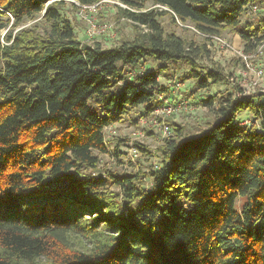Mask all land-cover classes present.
<instances>
[{
    "label": "trees",
    "instance_id": "obj_1",
    "mask_svg": "<svg viewBox=\"0 0 264 264\" xmlns=\"http://www.w3.org/2000/svg\"><path fill=\"white\" fill-rule=\"evenodd\" d=\"M65 1L0 0V264H264V91L235 86L195 137L174 125L148 189L138 176H91L103 130L138 108L148 117L169 92L140 67L184 65L199 90L229 85L205 42L165 33L145 3L206 41L238 36L248 54L264 18L241 22L264 0H121L117 18L145 33L108 49L76 39ZM246 112L251 126L237 122Z\"/></svg>",
    "mask_w": 264,
    "mask_h": 264
},
{
    "label": "rangeland",
    "instance_id": "obj_2",
    "mask_svg": "<svg viewBox=\"0 0 264 264\" xmlns=\"http://www.w3.org/2000/svg\"><path fill=\"white\" fill-rule=\"evenodd\" d=\"M106 1L107 3L102 5L98 14L95 15L94 22L98 25L110 26L111 31L92 40L86 38L87 24L79 19L75 3L71 0H66L61 5L60 12L73 24L78 41L86 45L97 43L102 48L108 49L119 45L123 41H131L135 35H143L145 33L144 28L140 27L134 30L132 23L117 18L118 9H124L121 0ZM156 8L158 7L146 2L145 7L141 11H157L158 14H162L158 18V22L165 33H175L183 39L196 43L205 42L210 61L222 69V73L229 79V85L210 86L208 89L199 90L196 88L195 82L188 78V69L184 65L168 68V76L158 73V70H160L159 65L151 62L136 71V74L153 73L157 76L159 85L169 91L167 95H161L158 98V108L160 109L163 105L169 104L173 107V112L168 116L160 112H153L148 117H143V109L138 108L131 112L129 116L130 122L116 123L105 128L103 130L104 142L108 152L100 156V167L92 171L91 176L93 178H105L108 171L117 173L118 176H138V181L142 182L145 189L151 186L150 173L152 168L160 162L157 151L164 141L160 132L161 122L168 124L171 131L174 125L182 127L183 130L180 134L182 139L195 137L212 124L214 120L213 109L217 105V100L221 96L232 94V88L239 86L246 95L264 91V43L258 46L251 53L252 57L248 59V63H251L252 68V71H250L235 54L236 51L243 52V46L238 36L223 33L219 38L227 46L212 39L206 41L191 26L183 25L178 21L173 22L168 15L161 13L165 9ZM263 18L264 6L256 12L247 11L241 23H257ZM36 21H27L22 28L30 27ZM4 34L5 31H2V35ZM210 61L204 62L203 65H210ZM256 68L263 69V76L260 79L255 78ZM134 72L128 76L131 77ZM207 98L215 99L211 108L205 107L203 104ZM237 122L243 126H251L254 119L246 112L238 116ZM132 146L139 148L136 156L130 152ZM114 152H117V155ZM111 191L118 194V201L120 202L121 192L119 189L113 187ZM122 213L126 216L127 209L123 208Z\"/></svg>",
    "mask_w": 264,
    "mask_h": 264
},
{
    "label": "built area",
    "instance_id": "obj_3",
    "mask_svg": "<svg viewBox=\"0 0 264 264\" xmlns=\"http://www.w3.org/2000/svg\"><path fill=\"white\" fill-rule=\"evenodd\" d=\"M72 2L75 3V5L78 9L79 19L81 21H84L87 24V30H86L85 34H86V38L88 40H92L98 36L106 35L111 31L110 26L98 25L94 22L95 15L98 14L99 9L102 7V5L107 3L106 0H101V1L94 3V4H91V5H81V4L77 3L76 1H72ZM124 8H125V6H124ZM253 11H256L255 7H253ZM209 38L212 40L218 41L220 43H223L219 37H209ZM224 46H227V45L224 44ZM235 54L242 60V64L248 70L252 71L251 63H248V59H250L252 57V54L251 53L246 54L242 51H236ZM139 74H142V73H139ZM255 74H256L255 78L260 79L263 76V69L262 68H256ZM243 94H245V92ZM154 112H160V113H163L165 116H168L173 112V107L169 104H165L162 106V108L157 109ZM160 132H161L164 139H168L172 136V131H171L170 126L164 122H161ZM130 152L136 156L139 152V148L137 146H132L130 148Z\"/></svg>",
    "mask_w": 264,
    "mask_h": 264
},
{
    "label": "crops",
    "instance_id": "obj_4",
    "mask_svg": "<svg viewBox=\"0 0 264 264\" xmlns=\"http://www.w3.org/2000/svg\"><path fill=\"white\" fill-rule=\"evenodd\" d=\"M242 114H244V113H242ZM242 114H241V115H242Z\"/></svg>",
    "mask_w": 264,
    "mask_h": 264
}]
</instances>
